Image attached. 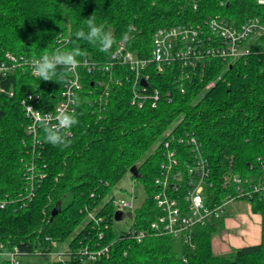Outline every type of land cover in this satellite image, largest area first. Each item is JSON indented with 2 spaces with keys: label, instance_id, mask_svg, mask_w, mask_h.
Wrapping results in <instances>:
<instances>
[{
  "label": "trees",
  "instance_id": "obj_1",
  "mask_svg": "<svg viewBox=\"0 0 264 264\" xmlns=\"http://www.w3.org/2000/svg\"><path fill=\"white\" fill-rule=\"evenodd\" d=\"M93 14L96 23L105 24L114 35L116 43L109 53L75 36ZM212 19L232 27L251 19L264 24V4L0 0V63L8 62V54L32 60L45 51L78 48L84 53L78 59L88 58L99 69L80 70L81 103L75 107L79 123L71 130L68 148L45 143L39 128L35 135L29 134L30 121L21 101L33 94L37 108L52 110L69 75L61 83L39 81L28 68L0 76L3 248L18 249V257L46 256L56 243L68 244L52 264H264V35L245 43L246 54L226 60L207 52L222 45L209 29ZM175 27L193 28L197 37L194 42L179 40L173 58L159 71L152 60L155 34ZM119 48L149 61L146 85L140 91L148 99L142 107L131 103L134 77L126 67L114 66L120 85L108 84L109 73L102 69ZM190 136L201 144L207 161L208 207L224 209L231 200L250 202L260 215L258 244L237 248L230 256L217 255L212 237L222 221L213 216L194 227L193 247L181 241L179 256L176 238L153 226L162 215L156 200L162 167L169 165L168 154L175 152L179 164L172 172H187L194 155L179 140ZM133 166L140 177H132L144 184L147 198L129 213L128 231L117 234L115 198H107ZM170 194L181 199L180 193Z\"/></svg>",
  "mask_w": 264,
  "mask_h": 264
},
{
  "label": "built area",
  "instance_id": "obj_2",
  "mask_svg": "<svg viewBox=\"0 0 264 264\" xmlns=\"http://www.w3.org/2000/svg\"><path fill=\"white\" fill-rule=\"evenodd\" d=\"M258 2L264 4V0H258ZM209 29L213 31L214 36L222 41V45L207 52L211 55L217 54L226 60H234L238 56L246 54L248 52V48L245 43L257 36L264 35V24L261 23L259 19H251L239 27L228 26L219 19H212L209 21ZM197 34L198 33L193 28L188 29L175 27L159 30L155 34L154 49L152 51V60L158 64V70L162 71V65L165 62H169L173 58L174 47L179 40L183 42H194ZM190 47L191 46L188 45V51H190ZM187 54L188 53H186V55ZM7 58L8 62L0 63V76H6L10 72H14L17 68H28L31 70L32 60L16 58L10 54L7 55ZM79 60L81 61V66L77 68L75 73L69 74L64 90L61 94V99L52 110L44 111L37 108L35 102L36 98L33 94H29L27 97L22 99L21 105L23 106L30 121L27 126L29 134L35 135L38 127L34 126L33 120L26 110L27 106L45 114L53 112L56 107L67 102L71 96H77V93L82 90L83 85L79 74L81 69H85L87 73H94L99 70L97 69L96 64L91 62L88 58L84 57ZM115 65L126 67L134 77L131 103L132 105L142 107L144 101L148 99V97L140 91L141 88L144 89L142 81H147L144 70L149 65V61L139 59L131 52L125 51L122 48L114 51L110 56L109 64L102 66V69L109 73L108 84L113 82L114 84L120 85L122 84V81L118 78V76H116V73H114ZM97 84L102 86L100 81H97ZM104 88L107 95L109 85ZM153 99L154 101L158 99L157 93L153 96ZM70 107L75 108L76 105H70ZM179 142L183 144L185 143L191 147V151L194 155L193 163L192 165H187V172L183 173V171L179 170L174 173L172 170L179 164V160L174 157L175 152H170L168 154L169 165L167 166L166 164L162 167L165 171L161 173V178L157 180V184L161 186V190L156 195V200L158 202V206L162 210V215L159 218V222L153 226L156 229L163 228L165 232L174 236L176 239L179 238L183 244H189L193 247L191 240L194 227L205 224L213 216L215 218H220L224 209L220 207L213 210L208 207L207 179L209 169L201 144L197 141L195 136H190L188 139H181ZM165 145L166 147L170 146L169 142ZM236 182H240V180L236 179ZM255 190L258 191V188ZM170 193H180L181 199L172 196ZM4 207L5 202H0V208ZM126 207H131V204L125 202L116 204L117 211L122 213H124L123 211ZM0 247L3 248V245L0 244ZM15 250L13 252H15ZM107 251L108 249H105L92 257L95 258ZM18 253L19 251L15 254V264H22L18 259L20 258L18 257ZM7 264H9L8 261Z\"/></svg>",
  "mask_w": 264,
  "mask_h": 264
},
{
  "label": "clouds",
  "instance_id": "obj_3",
  "mask_svg": "<svg viewBox=\"0 0 264 264\" xmlns=\"http://www.w3.org/2000/svg\"><path fill=\"white\" fill-rule=\"evenodd\" d=\"M77 39H83L93 45H98L99 50L109 53L116 43L111 30H107L105 24L96 23L95 15L86 19V25L75 32ZM84 53L78 49L65 51L57 48L51 51H45L38 58L31 61L32 74L43 81H54L61 83L65 78L75 73L81 66L78 57ZM81 103L80 98L73 95L67 102L56 107L53 112L43 113L27 106L26 110L30 114L34 126L43 132V140L55 147L68 148L72 143L70 137L71 130L78 125L79 118L75 108L70 105L78 106ZM18 249L9 251L0 247V262L8 261L9 264H15V254Z\"/></svg>",
  "mask_w": 264,
  "mask_h": 264
},
{
  "label": "rangeland",
  "instance_id": "obj_4",
  "mask_svg": "<svg viewBox=\"0 0 264 264\" xmlns=\"http://www.w3.org/2000/svg\"><path fill=\"white\" fill-rule=\"evenodd\" d=\"M115 198V203L125 202L131 204L126 207L121 220L114 222V229L117 234L128 231L131 218L129 213L140 208L147 198V192L141 181L134 180L128 172L111 191L107 199ZM256 216V218L254 217ZM221 228L213 237V248L217 255L230 256L236 251V240L243 245L250 246L252 237L257 234V227H260V215L252 210L248 201L233 200L224 206L220 216ZM226 220H232V226L227 229ZM236 238V239H235ZM238 238V239H237ZM68 244L56 243L51 254L46 256H23L18 258L22 264H52L53 260L67 250ZM175 251L180 256L182 254V243L179 238L175 240ZM0 264H4L0 262Z\"/></svg>",
  "mask_w": 264,
  "mask_h": 264
},
{
  "label": "crops",
  "instance_id": "obj_5",
  "mask_svg": "<svg viewBox=\"0 0 264 264\" xmlns=\"http://www.w3.org/2000/svg\"><path fill=\"white\" fill-rule=\"evenodd\" d=\"M254 217L256 218V216H254ZM225 222H226L225 225L227 226L226 228L229 229L232 226L233 221L232 220H229V221L226 220ZM259 224H260V222H259ZM256 231H257V234L255 235V237H252V240L250 241V242H254V243H251L250 245L258 244L260 241V227L259 226L257 227ZM235 244L237 246L236 248H241V247L247 246V245H243L241 242H237V240H236Z\"/></svg>",
  "mask_w": 264,
  "mask_h": 264
},
{
  "label": "water",
  "instance_id": "obj_6",
  "mask_svg": "<svg viewBox=\"0 0 264 264\" xmlns=\"http://www.w3.org/2000/svg\"><path fill=\"white\" fill-rule=\"evenodd\" d=\"M142 84H143V85H146V81L143 80V81H142ZM130 173H131L132 176H134V177H136V178H139V177H140V172H139L137 166H133V167L130 169ZM55 214H56V211H54V214H53V215H55ZM115 219H116V220H121V219H122V212L117 211L116 214H115Z\"/></svg>",
  "mask_w": 264,
  "mask_h": 264
}]
</instances>
